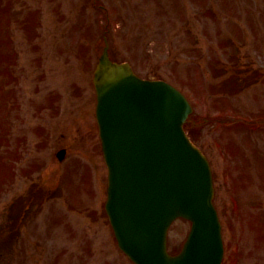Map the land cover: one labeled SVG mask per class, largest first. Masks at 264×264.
Returning a JSON list of instances; mask_svg holds the SVG:
<instances>
[{
	"label": "rangeland",
	"instance_id": "obj_1",
	"mask_svg": "<svg viewBox=\"0 0 264 264\" xmlns=\"http://www.w3.org/2000/svg\"><path fill=\"white\" fill-rule=\"evenodd\" d=\"M104 2L111 22L99 0H0V243H16L23 264H135L105 209L92 79L106 32L112 57L189 95L226 264H264V126H226L264 118V0ZM190 226H171V252Z\"/></svg>",
	"mask_w": 264,
	"mask_h": 264
},
{
	"label": "water",
	"instance_id": "obj_2",
	"mask_svg": "<svg viewBox=\"0 0 264 264\" xmlns=\"http://www.w3.org/2000/svg\"><path fill=\"white\" fill-rule=\"evenodd\" d=\"M109 167L106 209L121 248L138 264H221V223L206 155L183 128L193 108L164 80L138 76L108 47L94 72ZM193 220L182 250H167L171 223Z\"/></svg>",
	"mask_w": 264,
	"mask_h": 264
},
{
	"label": "flooded vegetation",
	"instance_id": "obj_3",
	"mask_svg": "<svg viewBox=\"0 0 264 264\" xmlns=\"http://www.w3.org/2000/svg\"><path fill=\"white\" fill-rule=\"evenodd\" d=\"M0 264H8L7 263V253L6 248L0 244Z\"/></svg>",
	"mask_w": 264,
	"mask_h": 264
}]
</instances>
